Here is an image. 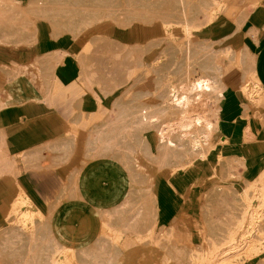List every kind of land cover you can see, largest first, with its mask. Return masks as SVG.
<instances>
[{
    "label": "bare ground",
    "instance_id": "6f19581e",
    "mask_svg": "<svg viewBox=\"0 0 264 264\" xmlns=\"http://www.w3.org/2000/svg\"><path fill=\"white\" fill-rule=\"evenodd\" d=\"M260 5L261 2L240 8L223 0H0V43L18 49L38 42L41 28L33 23L31 30L22 24L37 12L44 18L59 14L51 19L56 40L65 36L81 38L105 18H111L122 29L135 25L161 29V34L146 42L131 44L136 66L151 70L154 87L137 86V81L145 78L144 68L129 90L116 98L111 111L90 130L85 155L89 160L101 157L112 166L114 175L118 174L113 193L106 197L108 205L95 204L86 196V168L82 163L83 170L77 168L78 173L72 175V188H64L67 193H60L47 215L21 201V211H15L11 226L0 234V264H63L66 253L72 264H122V240L126 236L142 241L147 248L145 258L156 253L159 264H176L180 259L186 264H255L264 259V174L244 181L247 186L243 191L236 190L232 180L241 175L245 162L240 163L241 158L239 168L232 163L235 158L220 159L222 178L209 191L201 188L202 181L198 179L199 185L195 183L197 187L182 213L186 215L193 209L195 215L189 220L182 218L175 227L163 230L162 226L159 233L154 231L157 213L153 195L158 172L165 168L185 169L229 141L220 119L227 83L219 58L241 72V91L246 98L243 115L249 121L244 138L248 142L255 140L254 120L264 123L262 111L252 112L257 109L250 90L252 79L258 75V55L246 40L236 46L229 39L232 34L243 33L259 45L264 25L259 27L250 21ZM12 10H18L22 19L9 21ZM218 12L234 25L232 34L221 40L192 34L193 29L212 27ZM175 26L186 32L182 43L178 35L167 37L164 33ZM110 40L95 33L86 44ZM154 49H158L155 58L145 62L146 55ZM66 53L58 49L40 55L38 73L51 71V60L57 65ZM21 69L27 71L25 65H19ZM11 89L7 91L8 99H20L15 88ZM9 100L1 101L0 108ZM66 148V152L71 150ZM1 153L4 152L0 156ZM4 154L1 161L9 163L11 157ZM16 213H20L19 219ZM32 239L37 240L36 246H32ZM43 257L50 259L44 263Z\"/></svg>",
    "mask_w": 264,
    "mask_h": 264
},
{
    "label": "crops",
    "instance_id": "0c3cea01",
    "mask_svg": "<svg viewBox=\"0 0 264 264\" xmlns=\"http://www.w3.org/2000/svg\"><path fill=\"white\" fill-rule=\"evenodd\" d=\"M223 1L240 8L261 2L250 23L259 27L264 25V0ZM216 29L218 32H215ZM233 30L234 25L231 22L220 19L212 27L204 30V34L213 38L215 33H222L219 37L213 38L221 40L232 34ZM104 35L111 40L99 41L90 46H86L87 40H84V37L56 40L51 36L50 27L46 23L41 24L38 42L31 47L18 49L16 46L0 43V90H3V93L0 92V102L9 100L7 91L12 90L11 87H14L15 94L20 96V99L9 100L0 108V152H7L11 157L7 163L1 161L4 153L0 156L1 235L11 226L15 211H21V200L32 205L35 211L47 215L49 208L58 202L64 188L67 187V190L72 188V177L76 172L83 170L82 163L84 169L86 168L84 171L86 196L95 204L108 205L106 197L113 193L114 179H118V174L116 172L115 177L112 166L101 157L89 160V156L85 155L86 147L92 126L111 111L116 98L129 90L131 87L129 85H132L135 79L137 61L131 44L138 41L130 42L120 35ZM232 35L229 40L236 46L246 40L256 52L259 60L256 69L257 79L264 82V31L261 30L259 45L254 44L243 33ZM58 49L67 52L65 57L57 65L51 60V71L39 74L37 70L39 57ZM19 65H25L27 71L24 73L22 69L18 70ZM6 66L9 68H3ZM226 80L227 90L222 101L220 119L223 133L229 141L217 146L209 156L197 159L185 169L172 171L165 168L157 173L153 186L157 213V224L154 228L156 233L162 229L175 227L182 218L190 219V215L184 216L182 213H185L184 208L193 195V188L199 185L198 179L202 181L201 188L204 191H209L217 185L222 178L223 170L220 159L235 158L232 163L237 168L240 166V158L242 159L240 163L245 161L242 163L240 177L232 180L238 191L246 188L247 184L244 181L255 180L260 174H264V123L255 119L253 128L256 138L251 142L245 140L244 130L249 121L243 115L242 104L246 102V98L240 88L239 69H230ZM9 82H13L12 86ZM46 91L48 94H45ZM252 97L256 100L257 109H253L252 112L260 110L264 114V85H257ZM69 139H72L73 145L68 142ZM69 145L73 146L72 149ZM65 148L71 150L66 152ZM54 153L56 156H53ZM5 157L6 154L2 158ZM17 216L19 219L20 213L19 215L16 213ZM162 226L166 228L161 229ZM132 243L142 246L139 259L142 257L147 264H159V260L156 261L159 259L156 253L145 258L146 246L136 237L130 236L122 240L125 255L122 264L133 262L135 246ZM188 255L186 258L190 261ZM176 264L186 263L180 259ZM255 264H264V259Z\"/></svg>",
    "mask_w": 264,
    "mask_h": 264
},
{
    "label": "rangeland",
    "instance_id": "374dc122",
    "mask_svg": "<svg viewBox=\"0 0 264 264\" xmlns=\"http://www.w3.org/2000/svg\"><path fill=\"white\" fill-rule=\"evenodd\" d=\"M58 15H59L58 13H53L52 16L50 15L49 18H44V17H42L41 12H37L31 18L32 20L29 21V20H25L24 19L22 21V24L24 25L25 28L27 26V28L32 30L33 27H31V25H33V23H34L35 26L38 25L40 28H41V24H45L46 25V23H47L49 25V27H50V30H51L52 29V26H51L52 21H51V19L53 17H57ZM100 15L101 14H99V16ZM21 16H22V14L18 10H12L11 13H10L9 21L17 22L18 20L22 19ZM220 19H222V16L218 12L217 14H215V23L214 24H216ZM173 29H174V31H173ZM160 30H161L160 26H155V27L152 26L151 27V26H142V25H135L134 27H131L129 29H122V28L118 27L115 24V22L113 20H111V18H105V19H102V20L98 21L96 23V25H94L92 28H90V30L86 34H84L82 37H84V40L85 39L87 40L89 38V36H91L92 34L102 33V34L116 35V36L120 35V37H122V38H124L126 40H129L130 42L138 41L140 43H143V42H146L148 39L161 34ZM182 30L180 29V26H177V27L175 26V28L168 27L164 33L166 34L167 37H169L172 33L178 35L179 36V38H178L179 40L178 41H179V43H182L184 41L185 37H186L185 30L184 29H182ZM204 30H206V29H204L202 27L197 28V29H193L192 30V34L204 37L205 36ZM215 32H218V29H216ZM221 34L222 33H220V34H216L215 33L213 35V38H217ZM51 36L53 37L52 32H51ZM66 37L70 38L69 36H65L63 38H66ZM70 39H72V38H70ZM86 46H88V45L86 44ZM157 51H158V49H154L150 53H148L146 55L144 61L147 62V63L151 62L155 58V56L157 54ZM218 62L224 66V72H225L224 80H225V82L228 83V81L226 80V76H227L228 71H230V69L232 70L233 68H237V67L236 66L234 67L232 64H230L229 62H227L223 58H219ZM144 68H145L144 65L137 66V72H136L135 77L140 75V73L143 71ZM150 71L151 70H148L146 68L144 69L145 78L143 77L142 80L137 81L138 82L137 86L139 88L152 89L154 87L153 73H151ZM140 78H142V77L140 76ZM257 85L258 86H263V84L261 82H259L257 79H255V80L252 79L251 88L249 87L251 92H252V95H253V92H254V88ZM228 88H229V86H228ZM255 103H256V100H255ZM21 201H20V203H21ZM193 214L195 215V210L191 209V210L188 211V213L185 216H189L190 215L192 217ZM32 244H33L32 246H36L37 245V240L36 239H32ZM132 245L135 246V256H133L132 264H147L146 261H143V260L139 259V257H140L139 255H140V253H142V246L140 244H138V243H132ZM68 255L69 254L66 253V255H65L66 258L64 260H62L63 264H72V262L70 261V258H69L70 256H68ZM48 259H50V257H43L42 258L44 263ZM14 264H21V263L16 261V262H14ZM246 264H249V262H247Z\"/></svg>",
    "mask_w": 264,
    "mask_h": 264
}]
</instances>
